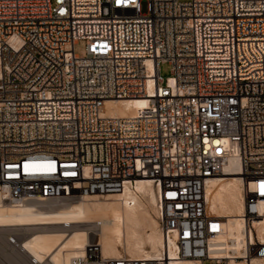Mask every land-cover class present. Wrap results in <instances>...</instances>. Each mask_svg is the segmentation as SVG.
Here are the masks:
<instances>
[{
    "label": "built area",
    "instance_id": "built-area-1",
    "mask_svg": "<svg viewBox=\"0 0 264 264\" xmlns=\"http://www.w3.org/2000/svg\"><path fill=\"white\" fill-rule=\"evenodd\" d=\"M137 98L147 105L134 116L104 115L106 101ZM226 172L244 203L232 257L213 245L226 217L206 210ZM144 178L166 248L102 259L92 241L81 263L169 264V246L196 264L264 261V0H0V204Z\"/></svg>",
    "mask_w": 264,
    "mask_h": 264
},
{
    "label": "bare ground",
    "instance_id": "bare-ground-1",
    "mask_svg": "<svg viewBox=\"0 0 264 264\" xmlns=\"http://www.w3.org/2000/svg\"><path fill=\"white\" fill-rule=\"evenodd\" d=\"M146 105V98L106 101L104 115L134 116ZM237 174L226 172L212 179L206 188L207 212L226 217L225 233L213 244L223 249L219 253L226 257L240 256L245 245L242 181ZM42 200H28L20 205L0 204V227L37 226L29 235L9 240L31 258V263L83 264L80 259L85 255L91 236L100 245L102 259L129 255L136 261H149L166 248L153 216L156 193L150 179L126 183L119 193L85 195L59 205H49L46 204L49 200ZM258 210L264 212V200L259 201ZM84 223H92L93 228L83 227ZM54 225H61V229ZM262 233L264 220L258 229V235ZM173 248H168L169 264H196L190 259H177ZM251 264H264V261L253 257Z\"/></svg>",
    "mask_w": 264,
    "mask_h": 264
},
{
    "label": "rangeland",
    "instance_id": "rangeland-1",
    "mask_svg": "<svg viewBox=\"0 0 264 264\" xmlns=\"http://www.w3.org/2000/svg\"><path fill=\"white\" fill-rule=\"evenodd\" d=\"M75 52L78 54H82V43L81 42H79L77 45H75ZM159 73L163 79L170 77L171 76L170 65L167 62H162L159 65ZM71 201H73V200L66 201V202L69 203ZM62 202H65V200L47 201L46 204L59 205ZM153 216L156 219L154 212H153ZM87 224H88V226H86ZM82 225H83V227L93 228L92 223H86V225L84 223ZM54 226H56V228H58V229H61V225L60 226L54 225ZM36 227L37 226L18 227V228H14V229H11V228L9 229L6 227H0V264H34V263H31V258H29L28 255L25 254L24 252L19 251L17 246L14 245V243L11 241L13 240L12 238L19 239V237L22 238L24 236L29 235L30 234L29 232L32 230H35ZM14 232H16L17 234ZM9 240H11V241H9ZM90 240H91V242L93 241V236H91ZM122 253H121L122 255H127L126 252H122ZM127 256H129V255H127ZM41 264H50V263L45 261L44 263H41Z\"/></svg>",
    "mask_w": 264,
    "mask_h": 264
},
{
    "label": "snow or ice",
    "instance_id": "snow-or-ice-1",
    "mask_svg": "<svg viewBox=\"0 0 264 264\" xmlns=\"http://www.w3.org/2000/svg\"><path fill=\"white\" fill-rule=\"evenodd\" d=\"M47 167L51 168V165H48ZM262 187H264V186H262Z\"/></svg>",
    "mask_w": 264,
    "mask_h": 264
}]
</instances>
